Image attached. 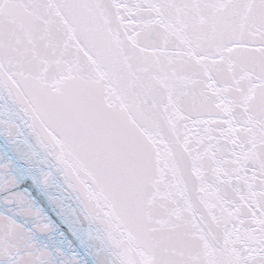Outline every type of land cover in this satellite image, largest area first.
Returning a JSON list of instances; mask_svg holds the SVG:
<instances>
[{"label":"snow or ice","instance_id":"1","mask_svg":"<svg viewBox=\"0 0 264 264\" xmlns=\"http://www.w3.org/2000/svg\"><path fill=\"white\" fill-rule=\"evenodd\" d=\"M0 137V264H264V0H0Z\"/></svg>","mask_w":264,"mask_h":264},{"label":"water","instance_id":"2","mask_svg":"<svg viewBox=\"0 0 264 264\" xmlns=\"http://www.w3.org/2000/svg\"><path fill=\"white\" fill-rule=\"evenodd\" d=\"M15 151L14 145L9 142L6 138L0 137V152L5 155ZM51 223L53 225L52 232L45 235L43 239L50 241L55 244H61L65 249H69L76 246V238L73 235V229L71 224L67 223L54 213H49ZM85 257L81 255V260L83 261Z\"/></svg>","mask_w":264,"mask_h":264}]
</instances>
